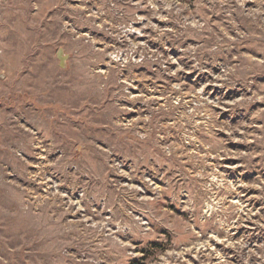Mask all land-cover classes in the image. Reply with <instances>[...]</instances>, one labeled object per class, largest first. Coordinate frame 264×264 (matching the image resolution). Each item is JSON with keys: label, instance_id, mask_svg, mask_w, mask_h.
Listing matches in <instances>:
<instances>
[{"label": "rangeland", "instance_id": "obj_1", "mask_svg": "<svg viewBox=\"0 0 264 264\" xmlns=\"http://www.w3.org/2000/svg\"><path fill=\"white\" fill-rule=\"evenodd\" d=\"M0 264H264V0H0Z\"/></svg>", "mask_w": 264, "mask_h": 264}, {"label": "water", "instance_id": "obj_2", "mask_svg": "<svg viewBox=\"0 0 264 264\" xmlns=\"http://www.w3.org/2000/svg\"><path fill=\"white\" fill-rule=\"evenodd\" d=\"M56 55H57V58H58V60H59V64H60L61 66H63V64H64V55H62V50H61V48H58V50H57V52H56Z\"/></svg>", "mask_w": 264, "mask_h": 264}]
</instances>
